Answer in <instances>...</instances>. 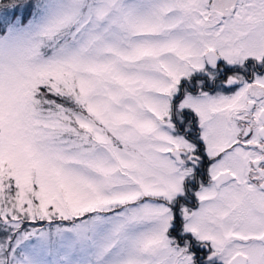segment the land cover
<instances>
[{
  "label": "snow or ice",
  "instance_id": "snow-or-ice-1",
  "mask_svg": "<svg viewBox=\"0 0 264 264\" xmlns=\"http://www.w3.org/2000/svg\"><path fill=\"white\" fill-rule=\"evenodd\" d=\"M0 264H264V0H0Z\"/></svg>",
  "mask_w": 264,
  "mask_h": 264
}]
</instances>
